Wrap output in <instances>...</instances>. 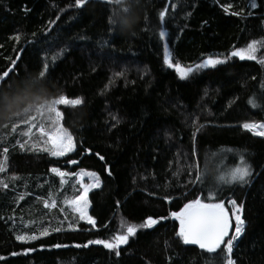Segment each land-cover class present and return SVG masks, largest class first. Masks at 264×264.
Instances as JSON below:
<instances>
[{
    "label": "trees",
    "instance_id": "trees-1",
    "mask_svg": "<svg viewBox=\"0 0 264 264\" xmlns=\"http://www.w3.org/2000/svg\"><path fill=\"white\" fill-rule=\"evenodd\" d=\"M255 2L256 8L250 0H87L76 8L75 0H0V75L12 69L0 81V111L14 113L0 119V160L8 149L0 172L7 184L0 185V264H218V255L184 245L169 215L191 200L208 202L210 194L230 209L229 200L244 205L235 264H264V137L241 127L264 123V65L230 57L264 39V0ZM110 17L118 23L115 35ZM165 44L185 68L209 56L227 62L181 80L163 63ZM44 64L49 74L38 78ZM61 94L83 103L57 106L76 148L53 157L31 148L40 141L39 120L48 125L35 109ZM26 109L36 127L22 150ZM242 157L252 169L248 182H218ZM52 168L71 175L61 183ZM81 170L100 179L88 194L95 228L66 203L81 192L74 177ZM149 216L166 219L138 227L119 257L102 245L74 246L110 239L122 223L139 226ZM44 227L48 236L15 238L39 236Z\"/></svg>",
    "mask_w": 264,
    "mask_h": 264
},
{
    "label": "snow or ice",
    "instance_id": "snow-or-ice-1",
    "mask_svg": "<svg viewBox=\"0 0 264 264\" xmlns=\"http://www.w3.org/2000/svg\"><path fill=\"white\" fill-rule=\"evenodd\" d=\"M87 0H75V7L81 8L86 4ZM106 2H111V0H106ZM119 4L126 3V0H117ZM172 7H175L173 5ZM228 7H231L230 5ZM250 7L256 8L257 4L255 0H250ZM126 11L127 9H123ZM228 8H225L227 11ZM233 15H242V13H232ZM250 14V13H249ZM159 20L161 22L165 21L166 13L165 11H160L158 13ZM118 26V23L115 19L110 17L109 27L115 35V27ZM35 35V34H34ZM166 33L161 30L158 33V38L160 41L165 40ZM19 39V36L16 37ZM264 50V39L261 40H252L245 47L236 48L231 51L230 57L239 58L241 61L250 60L256 61L261 65H264V56L258 57V52ZM19 59V57H18ZM227 58L221 59L218 57L209 56L204 59L201 63L196 64L194 67H182L179 63H174L171 54L168 49V45H164V57L163 63L168 68H174L181 80L186 79L189 74L194 71H199L205 68H216L218 65L225 64ZM13 65L16 64V61L12 62ZM44 70L40 71L38 78H43L48 75L47 64L43 65ZM12 69L3 71L0 75V81L5 80L9 77ZM116 76L123 75L122 73H116ZM83 103L82 98H68L67 96L61 94L58 98L53 99L48 102L46 105L38 106L35 111L43 115L46 111L48 126L45 127L44 124H41L38 128L40 141L31 143V148L33 150H39L44 153H48L53 157H64L67 154L73 152L76 148L73 135L61 124L62 113L58 110V105H71L73 107L81 105ZM253 106L255 105L254 100L249 101ZM28 109L25 110V119L22 121L24 124H28L29 128L27 131L21 133L22 136L28 137L20 144L21 149L23 150L26 145H29L32 140V129L36 127L34 123L36 121V116L27 115ZM19 115V114H18ZM115 120L116 117H113ZM118 122V121H117ZM241 127L249 132H252L255 136L264 137V123H243ZM17 125L12 126V130L15 131ZM19 143V141H18ZM4 159L0 160V172H3L7 166V148H4ZM88 151V150H86ZM193 155H196L195 149L193 150ZM104 159L103 157H100ZM72 164L77 163L75 160L69 161ZM51 172L55 173L61 178V183L64 182V178L71 175L70 173L63 172L57 168L50 169ZM111 174V173H109ZM79 183L83 189L78 195L74 196L71 200H67L66 203L71 207L73 212L79 215V219L86 221L89 225H92L93 228L96 227L95 219L88 214L89 200L88 193L93 188L100 186V179L94 172H85L81 170ZM252 175L251 166L245 161L242 157L239 164L230 169L226 174L218 175L217 181L224 184L232 183H247L248 178ZM88 176L91 178L92 183L84 184L83 177ZM196 181H201L202 176L199 171L195 174ZM0 185L7 187L6 183L0 182ZM22 198V197H21ZM216 201L214 195H209L208 202H204L200 198L189 201L184 204V206L178 212H171L170 216L172 219L179 222V228L176 231V236L184 245H196L200 250L213 256L218 255L219 261L218 264H235L233 259L234 248L237 246L239 239L245 232V221L242 218L243 203H237L236 200H229L227 204L231 205V215L229 211H226L225 201L219 200ZM45 208L49 207V203L45 202ZM52 207H55L53 202ZM166 219L165 217L153 218L151 216L144 219V221L139 225L134 224H121V228L124 229L122 232H117L112 235L110 239H96L89 240L87 243L80 245H74L77 248L83 247L88 248L89 245H102L104 249H107L109 252L114 253L117 257L121 255L120 248L122 245L129 243V238L134 237L137 234L138 227L141 229H150L155 225L159 224L162 220ZM234 219V231L230 233V229L233 227L232 220ZM53 231L60 232L61 228L57 227ZM49 229L44 227L40 232V235H26L18 234L16 235V240L23 243L29 241H34L39 239L41 236H48ZM53 247L61 248L67 247L66 245L56 244ZM27 251H32L28 249ZM16 255V253H13Z\"/></svg>",
    "mask_w": 264,
    "mask_h": 264
},
{
    "label": "rangeland",
    "instance_id": "rangeland-1",
    "mask_svg": "<svg viewBox=\"0 0 264 264\" xmlns=\"http://www.w3.org/2000/svg\"><path fill=\"white\" fill-rule=\"evenodd\" d=\"M40 116H41V118L42 119H45L46 121H47V123H48V120H47V113H46V111L43 113V115H41L40 114ZM39 122H40V124H39V126H38V128L40 127V125L41 124H44L43 122H42V120H39ZM44 126L45 127H47L48 125L47 124H44ZM38 128H37V130H36V132H38ZM39 133V132H38ZM233 168V167H232ZM232 168H229L228 170H227V172L230 170V169H232ZM85 172H91V171H85ZM226 172V173H227ZM81 173V171H78L77 173H75L74 174V177H75V179H76V182L78 183V185L80 186V189H81V192L83 191V189L81 188V185H80V183L78 182L79 181V179H80V174ZM66 178V177H65ZM64 178V179H65ZM83 183L84 184H89V183H92V180H91V178L90 177H88V176H84L83 177ZM90 192V191H89ZM89 194V193H88ZM89 206H90V203H89ZM225 207H226V211H229V214L231 215V209L228 207V205H225ZM71 208V207H70ZM88 211H89V207H88ZM233 222H234V224H235V221H234V219L232 220ZM234 231V230H233Z\"/></svg>",
    "mask_w": 264,
    "mask_h": 264
},
{
    "label": "clouds",
    "instance_id": "clouds-1",
    "mask_svg": "<svg viewBox=\"0 0 264 264\" xmlns=\"http://www.w3.org/2000/svg\"><path fill=\"white\" fill-rule=\"evenodd\" d=\"M12 114V111H0V119L10 118Z\"/></svg>",
    "mask_w": 264,
    "mask_h": 264
},
{
    "label": "water",
    "instance_id": "water-1",
    "mask_svg": "<svg viewBox=\"0 0 264 264\" xmlns=\"http://www.w3.org/2000/svg\"><path fill=\"white\" fill-rule=\"evenodd\" d=\"M181 209V208H180ZM180 209L179 210H177V211H171V212H178V211H180ZM170 212V213H171ZM170 215V214H169ZM170 219L172 220V221H174V222H176L177 224H178V228H179V222L178 221H176V220H174V219H172L171 218V216H170ZM232 225H233V227L230 229V233L234 230V222L232 221Z\"/></svg>",
    "mask_w": 264,
    "mask_h": 264
}]
</instances>
